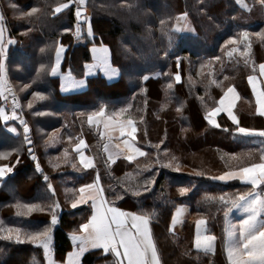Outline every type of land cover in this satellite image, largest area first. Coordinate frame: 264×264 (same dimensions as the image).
I'll return each instance as SVG.
<instances>
[{"label": "trees", "instance_id": "obj_1", "mask_svg": "<svg viewBox=\"0 0 264 264\" xmlns=\"http://www.w3.org/2000/svg\"><path fill=\"white\" fill-rule=\"evenodd\" d=\"M67 2L0 0L5 41H17L8 47L7 79L18 100L16 111L27 122L32 141L30 145L24 141L20 120L0 119V152H11L7 160L0 158V163L15 165L12 173L0 178V227L28 232L50 228L55 256L63 258L71 249L70 234L77 233L90 215L89 208L72 209L71 205L79 188L99 175L106 200L122 210L150 216L162 264H227L226 224L219 197L227 193L226 198H234L251 187L238 180L222 182L211 177L259 162L264 137L236 132L226 113L216 117L219 127L212 125L206 113L218 106L221 95L231 86L239 95L234 112L240 126L264 129V116L256 111L247 80L250 75L259 76V64L264 63V40L252 35L264 30V9L258 0H244L251 5L247 9L236 0H85L82 6L76 0L54 14L58 4ZM78 6L89 18L79 22V37L75 35ZM33 7L39 11L31 18L21 15ZM185 12L194 33L175 31L183 26L180 17ZM161 20L166 21L164 32L174 35L171 48ZM89 24L92 35L87 31ZM244 31L251 40L247 62L239 52L229 57L230 46L225 45L230 37L239 38ZM58 44L66 47L61 72L83 80V89L60 92V79L51 74ZM102 45L109 50L110 66L118 70L111 80L99 68L86 73V65L92 62L91 48ZM243 47L240 45L241 51ZM177 56L181 58L179 67ZM176 73L181 76L178 82ZM145 75L148 80L143 79ZM36 92L44 99L34 96ZM2 104L0 96V107ZM101 108L115 119L134 120L135 144L145 156L131 161L120 154L111 159L106 156L103 139L88 122V116ZM120 109L127 111L114 115ZM9 126H15L17 133L9 131ZM82 139L95 161L91 169L82 168L77 160L75 145ZM37 161L42 171L36 170ZM169 161L171 166H164ZM153 178L154 184L146 183ZM49 183L54 194L47 188ZM183 187L189 192L181 195ZM54 201L60 207L56 209L57 222L52 224V211L47 206ZM28 204L43 206L45 211L29 212ZM179 205L188 207L189 216L181 233L175 235L169 225ZM200 219L206 221L200 226L204 233L216 237L213 252L192 246ZM2 235L0 264H45L43 245L26 240L17 243ZM82 264H115V258L94 250L83 255Z\"/></svg>", "mask_w": 264, "mask_h": 264}, {"label": "snow or ice", "instance_id": "obj_2", "mask_svg": "<svg viewBox=\"0 0 264 264\" xmlns=\"http://www.w3.org/2000/svg\"><path fill=\"white\" fill-rule=\"evenodd\" d=\"M76 2V0H68L67 3L58 4L55 7L54 14L60 13L63 9L69 8L71 4ZM243 7L251 8V5H248L244 0H237ZM85 0H78L80 6L84 5ZM259 6L264 9V0H258ZM76 7L75 16L77 17V28L76 35H80V24L79 21L84 20L88 21V16L84 14L82 7ZM39 11L38 8H31L28 13H21L23 17L31 18V16ZM182 19L187 20V13L181 15ZM211 19V17L209 18ZM162 32L166 27V21H160ZM191 31L195 32L194 28H191L189 25L185 24L183 26L176 27L175 31ZM69 31V29H65ZM88 34L92 35L93 30L91 24L88 25ZM26 34V33H25ZM168 39V47L171 48L174 43V35L170 32H164ZM256 37L264 40V30H261L258 33L252 34ZM17 41L8 39L5 41V22L4 17L0 14V96H3L7 100L5 95L6 91H11L13 93V107L11 115L3 108L0 107V119L5 122L10 120H20V123L23 125L24 141L27 144H31L32 141L29 137V126L27 122L21 119L19 113L16 111V108L19 107L15 92L13 89L9 88L7 81V57H8V47L11 44H15ZM225 45H229L227 55L232 57L233 53L239 52L241 56L246 58L251 51V40L250 34L247 31L242 32L237 36H232L225 41ZM240 45H243V51L240 50ZM65 50L63 44H58L55 48V64L51 67V74L56 75L60 68L62 53ZM43 52L44 49H41ZM92 51L94 53H100L97 56V60L103 66V70L106 73H115L118 70L112 69L107 60L108 48L106 46H101L96 48L93 46ZM165 57L169 55L168 51L164 53ZM180 57H176L177 67L180 65ZM214 59L219 60L220 57H215ZM210 66V63H209ZM203 67V65L201 66ZM44 68V65H41V69ZM259 72L261 75H264V63L259 64ZM144 80H148L149 77L145 75ZM176 81H180L181 76L179 73L175 74ZM256 79L255 75H250L248 77L249 83L252 84L253 91L256 93V103L258 105L256 111L259 115L264 116V91H257L256 89ZM215 83V81H213ZM80 83H83L82 81ZM73 82L68 83V87H74ZM25 88L28 85L24 86ZM172 85L169 84V88ZM34 96L44 99L42 93L36 92ZM238 97V93L234 87H228L227 91L220 97L218 106L211 109V111L206 113V119L217 127L220 125L217 123L216 117L220 113H227L228 118L233 122L235 131L243 134L245 136H260L264 137V129H255L240 126V121L237 115L233 112V106L235 100ZM227 101V103H226ZM31 107V103H29ZM131 106H129L130 108ZM127 109H120L114 115L118 116L125 113ZM94 116L101 117L105 116L104 109L101 108L98 113H94L88 117L89 123L99 122L94 121ZM108 121L113 120V116H107ZM105 127H108V124H105ZM12 133H17V128L15 126L9 129ZM121 134L127 132L128 137L132 138L125 140L124 143L131 149L133 153L139 156H145L146 153L142 151L141 148L136 147L133 143L135 133L137 128L133 119L129 118L126 121L121 122L120 128ZM164 143L161 141V144ZM85 146V141L81 140L78 144L75 145L76 150L80 154V162L83 164L84 168L92 167V161L90 158H87L84 155V152L81 151L82 147ZM159 149V145L155 146ZM12 151H19V149H13ZM166 151V149H165ZM261 155L259 162L249 163L247 166L239 167L233 171H226L220 174L219 176H213L211 179L227 182L230 180L238 179L241 182L248 183L252 187L245 192H241L236 195L234 198H226L229 194L224 193L219 197V201L223 204V217L226 225H229L230 213L233 209L239 208L246 213L244 218L238 220L235 224H230L225 228L227 233V258L229 264H264V189H261V185H264V148L260 150ZM29 154L33 160L37 158L32 154V150L29 149ZM67 156V151H65ZM11 156V152H0V158L7 160ZM111 159V157H109ZM129 161L134 159L133 155L127 157ZM173 159H175L173 157ZM160 163L159 159L156 161ZM16 163H19V156L16 157ZM166 167L171 166V161L168 162ZM15 165H10L9 163H0V178L6 177L9 173H12ZM75 167V165H73ZM36 170L42 171L39 165V162L36 163ZM179 171V168L176 169ZM197 175H204V173L198 172ZM45 180L48 179L47 176L44 177ZM100 177L97 175L95 180L92 183L84 184L79 188L80 195L76 198L72 207L76 208L78 205L88 203V197L84 195L86 189H95L96 194L91 196V204L94 209L93 214L87 220V222L79 225V228L86 235H77L76 233L72 234V239L75 242L76 240L88 241L93 248H102L104 253H110L115 258V264H162L159 250L157 244L153 239L151 229L149 227V215H139L136 212L124 211L121 208L115 207L111 202L105 199L103 196L104 189L100 186ZM146 183L154 184L155 180L150 179ZM47 188L53 191V186L49 183ZM148 188H145L144 191H148ZM181 195L189 192V188L183 187L179 189ZM139 195V193H136ZM121 198L117 196V199ZM215 199L214 197H211ZM19 206V205H18ZM52 211L51 222L55 224L57 222L56 209L60 207L58 201H54L51 205L47 206ZM26 208L31 211H45V207L28 204ZM197 236H196V248L204 249L206 251L214 249V243L216 237L214 235H202L200 233V226L205 225L206 221L200 219L197 222ZM0 234L3 239L6 240H15L17 243L24 242L25 240L31 242L33 245H43L45 250V255L49 251L50 245V228H45L39 231L28 232L20 228H4L0 227ZM85 248L83 243L80 247V253H83ZM79 254V253H78ZM73 253H68L69 257H72ZM69 264H73L70 260Z\"/></svg>", "mask_w": 264, "mask_h": 264}, {"label": "crops", "instance_id": "obj_3", "mask_svg": "<svg viewBox=\"0 0 264 264\" xmlns=\"http://www.w3.org/2000/svg\"><path fill=\"white\" fill-rule=\"evenodd\" d=\"M180 21L182 23L183 19L181 18ZM187 23H188V21H187ZM187 25H189V24H187ZM184 31L186 32L187 30H184ZM189 33H191V31H189ZM100 47L101 46H96V48H100ZM92 49H93V47L91 48L92 62L88 63L86 65V73L89 74V73L95 72L96 68H99L102 71V73L106 76L107 79H109V80L113 79L116 76V72L115 73H106L103 70V66L101 65V63L97 60V56L100 55V53H94L92 51ZM107 60H108V64H109V56H108V54H107ZM61 62H62V59H61ZM109 66H110V64H109ZM53 76H58L59 79H60L59 89H60L61 93H69V92L77 91L79 89H83L84 86H85V82L83 80H77L68 71H62L61 72V64H60V68L58 70V73L56 75H53ZM256 77H257V79H256V89H257V91H264V75H261L260 72H259V76H256ZM70 81L75 84L74 87H68V83ZM81 81L83 83H80ZM248 84H249L250 90H251V92H252V94L254 96L255 106H256V109H257L258 105L256 103V99H257L256 93L253 91L252 84L249 83V81H248ZM225 91H227V89ZM224 92H223V94H224ZM236 92H237V90H236ZM238 99H239V95H238V97L235 100V104L233 106V112H234V108H235V105H236ZM226 103H227V101H226ZM90 115H93V114H90ZM107 116H109V115L105 114V116H101V117L94 116V120L95 121H99V122H97L98 125L95 126V127L98 130V132L101 129L100 138L103 139V140L105 139V141H113L115 143V145H116V147L118 149V153L116 155L120 154V155H122L124 157H128L129 155H133L134 158L138 157L139 155H136L135 153H133L131 151V149L124 143L125 140H129V139H132V138L128 137L127 132H124L123 134H121V131H120L121 122L122 121H126L129 118L121 119V120L113 118L112 121H108L107 120ZM89 124H91V123H89ZM105 124H108V127H105ZM91 125H93V124H91ZM82 140L85 141V146L82 147L81 151L84 152V155L87 158L91 159L92 167H89V168H84L83 167V164H81V162H80V154L75 148L76 155H77V160H78V162H79V164L81 165L82 168L91 169V168L95 167V161H94L93 156L88 152V144H87L86 140L85 139H82ZM135 141H136V133H135V137L133 139V143L134 144H135ZM135 146L137 147L136 144H135ZM233 170H236V169H231V170H227V171H233ZM236 180H238V179H236ZM90 183H92V182H90ZM242 183H244V182H242ZM245 184H248V183H245ZM248 185L250 187H252L250 184H248ZM95 194H96V191H95L94 188L93 189H86L84 195L86 197H88V203L82 204V205H78L76 207V208H79V207H83L84 206V207L89 208V210H90L89 218L91 217V215L93 214V211H94V209L92 208V204H91V196H93ZM79 195H80V193L78 194V196ZM78 196H77V198H78ZM72 209H75V208L72 207ZM124 211H127V210H124ZM129 212H132V211H129ZM239 213H240V211H239ZM139 215H141V214H139ZM188 216H189V209H188V207L186 205L177 206V208L173 212V215H172V218H171V221H170L169 231L171 233L175 234V235H179L181 233L182 224H183L184 220L188 218ZM85 222H87V221H85ZM149 227H150V221H149ZM200 233L202 235H207L206 233H204L203 228H200ZM72 234L73 233L70 234L71 249L61 259H57V257L55 256L54 246H53L54 245L53 235L51 234L49 251H48L47 256H46L47 264H69L70 260L73 262V264H82V257H83V255L85 253L90 252V251H94V250H103L102 248H93V247H91V244L88 241H83L82 242L80 240H76L74 242L73 239H72ZM76 234L78 236L79 235H86L85 233H83V231L80 228H79V231ZM196 236H197V230L195 231V233L193 235V239H192L193 248L195 250L205 251L204 249H197L196 248V246H195V244H196ZM82 243H83V246L85 248V251L83 253H80V247H81ZM70 252L73 253L72 257L68 256V253H70ZM227 264H229L228 260H227Z\"/></svg>", "mask_w": 264, "mask_h": 264}, {"label": "rangeland", "instance_id": "obj_4", "mask_svg": "<svg viewBox=\"0 0 264 264\" xmlns=\"http://www.w3.org/2000/svg\"><path fill=\"white\" fill-rule=\"evenodd\" d=\"M78 3V2H77ZM188 20V19H187ZM187 20H184L183 19V25H185V24H189V26L191 27V28H193L192 27V25H191V23H190V21L188 20V23H187ZM185 32V31H184ZM76 33V32H75ZM186 33H189V31H186ZM76 35V34H75ZM65 50H64V52L62 53V59H63V57H64V55H65ZM54 63H55V59H54ZM7 81H8V79H7ZM8 87H10L11 85L9 84V81H8V85H7ZM15 92V91H14ZM13 94V93H12ZM5 95L7 96V100H5L4 99V97L2 96V102H3V108L4 109H6L7 110V112L9 113V115H11V111H12V107H13V105L11 104V102L9 101V98H10V96H13V95H11L10 93H9V91H6L5 92ZM15 95H16V93H15ZM7 103H9V105L10 106H8V104ZM11 127H13V126H9L8 127V129H10ZM239 211H240V213H239ZM246 215V213L245 212H243L241 209H239V208H235V209H233L232 210V212L230 213V220H229V225L230 224H235L238 220H240V219H242V218H244V216ZM229 225H226V227H228ZM51 231H50V236H51ZM227 233H226V231H225V241H224V252H225V256H226V258H227V251H226V248H227ZM214 251V249L211 251V252H213ZM44 253H45V250H44ZM46 256L47 255H45V264H47V262H46ZM227 260H228V258H227Z\"/></svg>", "mask_w": 264, "mask_h": 264}, {"label": "built area", "instance_id": "obj_5", "mask_svg": "<svg viewBox=\"0 0 264 264\" xmlns=\"http://www.w3.org/2000/svg\"><path fill=\"white\" fill-rule=\"evenodd\" d=\"M236 2H237V0H236ZM237 4L241 8L247 9L246 7H243L240 3L237 2ZM7 104H8V106H10L9 103H7ZM91 124H93L94 126L98 125L97 122H93ZM100 134H101V129H100ZM103 151L106 154V156H108V157L114 156V155H116L118 153V149H117V147H116V145H115V143L113 141H104ZM212 250H210V251H212Z\"/></svg>", "mask_w": 264, "mask_h": 264}, {"label": "water", "instance_id": "obj_6", "mask_svg": "<svg viewBox=\"0 0 264 264\" xmlns=\"http://www.w3.org/2000/svg\"><path fill=\"white\" fill-rule=\"evenodd\" d=\"M83 9V12H84V14H85V12H86V10L84 9V8H82ZM76 10V9H75ZM76 19H77V17H76ZM81 21H84V20H81ZM81 21H79V22H81ZM9 88H11V87H9ZM12 89V88H11ZM9 93L10 94H12V92L11 91H9ZM17 98V97H16ZM18 101V100H17ZM11 102L13 103V97L11 98ZM34 155V154H33Z\"/></svg>", "mask_w": 264, "mask_h": 264}]
</instances>
